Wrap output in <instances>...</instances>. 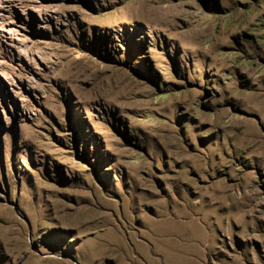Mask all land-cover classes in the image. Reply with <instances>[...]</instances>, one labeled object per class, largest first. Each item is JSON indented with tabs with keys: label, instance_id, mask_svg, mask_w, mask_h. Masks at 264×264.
Listing matches in <instances>:
<instances>
[{
	"label": "rangeland",
	"instance_id": "rangeland-1",
	"mask_svg": "<svg viewBox=\"0 0 264 264\" xmlns=\"http://www.w3.org/2000/svg\"><path fill=\"white\" fill-rule=\"evenodd\" d=\"M0 264H264V0H0Z\"/></svg>",
	"mask_w": 264,
	"mask_h": 264
}]
</instances>
